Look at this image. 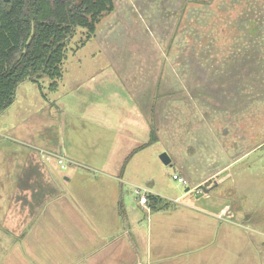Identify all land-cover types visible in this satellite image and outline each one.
Here are the masks:
<instances>
[{"label": "rangeland", "instance_id": "1", "mask_svg": "<svg viewBox=\"0 0 264 264\" xmlns=\"http://www.w3.org/2000/svg\"><path fill=\"white\" fill-rule=\"evenodd\" d=\"M114 4L82 47L76 30L57 89L25 80L0 111V220L55 187L24 176L37 157L69 194L111 177L124 205L160 197L136 205L149 264H264V0Z\"/></svg>", "mask_w": 264, "mask_h": 264}, {"label": "crops", "instance_id": "2", "mask_svg": "<svg viewBox=\"0 0 264 264\" xmlns=\"http://www.w3.org/2000/svg\"><path fill=\"white\" fill-rule=\"evenodd\" d=\"M29 158L25 174L30 175H24L28 181L42 174L55 187L44 188L26 202L28 206L20 207L13 199L1 206L6 212L0 220V264H149L136 205L147 213L151 208L143 207L138 198L136 204L124 205V191L114 189L111 177H96L97 186L90 192L69 194L47 165ZM18 210L25 211L24 216L28 211L26 223H21Z\"/></svg>", "mask_w": 264, "mask_h": 264}, {"label": "trees", "instance_id": "3", "mask_svg": "<svg viewBox=\"0 0 264 264\" xmlns=\"http://www.w3.org/2000/svg\"><path fill=\"white\" fill-rule=\"evenodd\" d=\"M114 9V0H0V111L13 103L25 80L50 78L51 89H57L76 30L87 33L82 47ZM149 200L155 209L161 199Z\"/></svg>", "mask_w": 264, "mask_h": 264}, {"label": "built area", "instance_id": "4", "mask_svg": "<svg viewBox=\"0 0 264 264\" xmlns=\"http://www.w3.org/2000/svg\"><path fill=\"white\" fill-rule=\"evenodd\" d=\"M58 164L61 165L62 167L66 166V160L63 157L58 156ZM175 179H178L179 182L185 183V180L180 177L179 175L175 174L174 175ZM134 193L136 194L139 203L145 207L146 209L149 210V196L152 194L151 190L147 187H136L134 189Z\"/></svg>", "mask_w": 264, "mask_h": 264}, {"label": "water", "instance_id": "5", "mask_svg": "<svg viewBox=\"0 0 264 264\" xmlns=\"http://www.w3.org/2000/svg\"><path fill=\"white\" fill-rule=\"evenodd\" d=\"M160 159L165 165H168L171 163V159L167 153L161 154ZM187 190H189V188Z\"/></svg>", "mask_w": 264, "mask_h": 264}]
</instances>
